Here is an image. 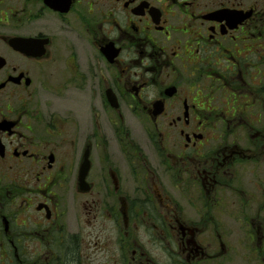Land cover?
I'll use <instances>...</instances> for the list:
<instances>
[{
	"label": "flooded vegetation",
	"instance_id": "obj_1",
	"mask_svg": "<svg viewBox=\"0 0 264 264\" xmlns=\"http://www.w3.org/2000/svg\"><path fill=\"white\" fill-rule=\"evenodd\" d=\"M0 232L7 264H264V0H0Z\"/></svg>",
	"mask_w": 264,
	"mask_h": 264
},
{
	"label": "rangeland",
	"instance_id": "obj_2",
	"mask_svg": "<svg viewBox=\"0 0 264 264\" xmlns=\"http://www.w3.org/2000/svg\"><path fill=\"white\" fill-rule=\"evenodd\" d=\"M0 237L2 238V232H0ZM1 238H0V264H7L6 260H5L6 257H5V250H4L5 241L1 240ZM33 246H34V243H31L28 247L22 248V250H23V252H26V251L30 250L29 247H31V249H32Z\"/></svg>",
	"mask_w": 264,
	"mask_h": 264
},
{
	"label": "water",
	"instance_id": "obj_3",
	"mask_svg": "<svg viewBox=\"0 0 264 264\" xmlns=\"http://www.w3.org/2000/svg\"><path fill=\"white\" fill-rule=\"evenodd\" d=\"M88 161L86 162V164L84 163L82 166V172H81V179H83L86 175H87V170H88Z\"/></svg>",
	"mask_w": 264,
	"mask_h": 264
}]
</instances>
